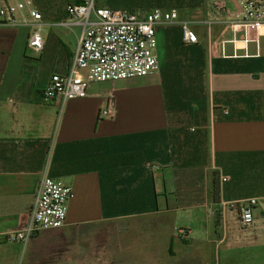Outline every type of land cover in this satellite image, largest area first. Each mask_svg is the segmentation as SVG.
<instances>
[{
    "label": "crops",
    "instance_id": "1",
    "mask_svg": "<svg viewBox=\"0 0 264 264\" xmlns=\"http://www.w3.org/2000/svg\"><path fill=\"white\" fill-rule=\"evenodd\" d=\"M32 1L40 53L27 47L32 27H0V241L24 223L45 175L74 196L61 228L15 242L32 264H264V34L230 28L236 1L186 0L176 10L196 44L178 23L160 25L156 72L90 83L63 105L43 91L69 72L81 26L69 24L67 6L83 0ZM248 199L257 203L242 228L231 206Z\"/></svg>",
    "mask_w": 264,
    "mask_h": 264
},
{
    "label": "built area",
    "instance_id": "2",
    "mask_svg": "<svg viewBox=\"0 0 264 264\" xmlns=\"http://www.w3.org/2000/svg\"><path fill=\"white\" fill-rule=\"evenodd\" d=\"M235 1L239 13L230 28L234 32L242 29L245 33L264 34V0ZM218 8L223 9L224 4ZM67 16L69 24L81 26L77 48L69 72L53 74L43 91L44 100L60 99L62 105L84 98L90 83L140 78L156 72V30L160 25L178 23L184 43L198 42L190 22L181 21L175 9L154 8L141 14L128 8H99L95 0H83L79 5H68ZM1 26L32 27L27 47L35 53L42 51L41 15L32 0H0ZM100 115L109 118L111 111L102 110ZM73 196L69 186L43 175L24 223L5 239L26 246L37 233L61 228L66 221L67 203ZM256 203L248 199L231 206L242 228L251 226Z\"/></svg>",
    "mask_w": 264,
    "mask_h": 264
},
{
    "label": "rangeland",
    "instance_id": "3",
    "mask_svg": "<svg viewBox=\"0 0 264 264\" xmlns=\"http://www.w3.org/2000/svg\"><path fill=\"white\" fill-rule=\"evenodd\" d=\"M100 4L107 5L111 9H121L128 8L131 10L139 11L141 9H165L172 8L178 9L186 4V0H99ZM177 11V10H176ZM50 231H44V236ZM45 251V248H43ZM39 255H33L31 261H36V257H41V252ZM29 254L27 248L23 247L15 242L11 241H0V264H32L28 260ZM232 259V258H231ZM222 261V260H221ZM38 264H74V263H61L57 256L49 258L47 260H41ZM221 264H224L223 262ZM227 264H234L232 262H227ZM239 264H243L240 262ZM249 264V263H247ZM259 264V262H258Z\"/></svg>",
    "mask_w": 264,
    "mask_h": 264
},
{
    "label": "trees",
    "instance_id": "4",
    "mask_svg": "<svg viewBox=\"0 0 264 264\" xmlns=\"http://www.w3.org/2000/svg\"><path fill=\"white\" fill-rule=\"evenodd\" d=\"M209 190L208 197L213 208V224L215 230L219 232L222 226V206H221V190L219 175L216 171H212L209 174ZM7 241V239H3Z\"/></svg>",
    "mask_w": 264,
    "mask_h": 264
}]
</instances>
